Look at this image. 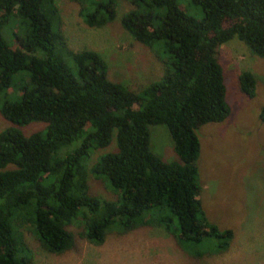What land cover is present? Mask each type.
I'll use <instances>...</instances> for the list:
<instances>
[{
  "label": "trees",
  "instance_id": "16d2710c",
  "mask_svg": "<svg viewBox=\"0 0 264 264\" xmlns=\"http://www.w3.org/2000/svg\"><path fill=\"white\" fill-rule=\"evenodd\" d=\"M69 1L79 5L89 28L117 16V0ZM129 1L134 8L123 14L121 27L166 59L162 78L138 93L109 80L98 53L67 47L55 30V0H0V116L9 123L0 132V264H32L25 230L47 253L71 250L75 223L78 237L94 246L116 225L126 233L163 228L195 258L229 249L233 232L209 223L199 199L198 132L229 115L218 48L236 38L264 58V0H189L201 9V20L179 0ZM255 84L249 72L240 74L245 96H255ZM31 123L45 128L26 135L22 128ZM155 125L167 128L177 161L151 152L149 127ZM114 135L117 150L88 168ZM89 174L105 182L115 200L91 195Z\"/></svg>",
  "mask_w": 264,
  "mask_h": 264
},
{
  "label": "rangeland",
  "instance_id": "374dc122",
  "mask_svg": "<svg viewBox=\"0 0 264 264\" xmlns=\"http://www.w3.org/2000/svg\"><path fill=\"white\" fill-rule=\"evenodd\" d=\"M59 9L58 28L67 47L74 51L92 50L108 66V79L140 92L150 82L164 75L165 58L136 42L122 27L120 19L134 8L129 0H117L115 20L101 28L87 27L78 16L79 5L69 0H55ZM179 0L180 8L196 20L203 17L200 8ZM4 37L15 48L9 30ZM223 70L225 101L229 115L221 123H209L198 132L200 151L196 159L199 199L209 223L220 230H231L233 240L221 254L200 258L184 252L163 228L144 226L124 232L112 226L101 246L78 237L80 223L71 230L77 236L73 248L63 254L47 253L28 230L24 237L29 245L32 264H264V58L251 53L234 38L217 50ZM74 69L72 60L64 58ZM249 72L255 79V96H245L239 87V76ZM7 95L14 100L10 90ZM4 100L0 97V106ZM9 127L0 116V132ZM45 128L31 123L22 128L26 135ZM150 150L165 162L177 161L173 141L164 125L149 127ZM76 146V145H72ZM64 150V149H63ZM115 135L111 144L96 150L87 162L90 168L102 154L115 152ZM90 194L115 200V194L102 180L89 174Z\"/></svg>",
  "mask_w": 264,
  "mask_h": 264
}]
</instances>
